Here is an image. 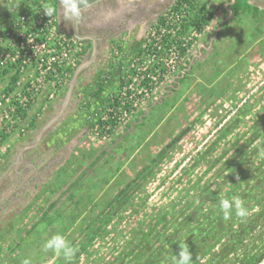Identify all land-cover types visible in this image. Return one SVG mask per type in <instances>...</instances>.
<instances>
[{
	"label": "rangeland",
	"instance_id": "rangeland-1",
	"mask_svg": "<svg viewBox=\"0 0 264 264\" xmlns=\"http://www.w3.org/2000/svg\"><path fill=\"white\" fill-rule=\"evenodd\" d=\"M14 1L0 0V15L7 12L12 14ZM46 1L45 5H51ZM175 2L105 0L84 10V16L94 18L93 28L97 29L100 28L96 27L100 18L108 22L125 11L142 7L151 9L154 14L146 29L133 25L102 38L99 59L83 72L78 85L83 77L85 85L95 87L97 76L107 70L112 73L110 88L117 90L119 78L117 76L118 80L111 81V77L115 78L112 75L116 72L114 67L117 62L122 63L124 59L116 56L113 59L112 47L124 44V54H134L131 47L141 45L149 26L167 13ZM199 2L213 14L216 10H223V7L225 9L218 0ZM5 25V21L0 23V36ZM207 30L197 39L184 61V67L177 70L176 75L185 74V68L194 58L198 43L205 38ZM100 33L104 35L102 30ZM85 48H89L88 43ZM106 58L109 63L103 64L102 60ZM261 70L264 71V65ZM190 78L188 85L181 84L191 87V81L195 82L196 78ZM171 80L168 79L152 98H157ZM6 81L0 79V92L6 86ZM260 82L262 79L258 83L256 81L251 89L258 87V84L264 86ZM242 87L246 89L248 86L244 83ZM67 89L44 113L36 129L32 127L31 139L21 140L22 136L15 132L0 151V264L8 262V252L24 238L27 242L22 246L25 259L34 262L44 251L42 245L47 236L43 235L33 242L37 230L39 232V229H34L35 226L46 220L43 212L46 205L39 201L41 192L34 197H29V192L22 195L23 181L14 172L15 165L8 169L19 155L21 146L35 139L43 124L58 111ZM258 91L259 88L256 91L252 89L237 98L224 95L200 110L199 105L192 101L191 105L197 111L193 124L186 130L175 132L169 147L165 145L158 154L155 153L156 157L153 155L156 159L151 158L148 171L139 177L138 188L132 185L131 191H125L121 196L118 191L111 192L114 196L111 197L110 206L100 201L90 206L89 200L72 207L73 217L79 220L73 222V230L65 235L76 249L71 264H172V256L180 250L178 242L188 244L194 264H264V113L239 120L237 125L225 130L228 122L240 114L244 104ZM55 126L47 135L54 131ZM41 145L34 149L39 150ZM233 195L241 196L246 202L249 215L244 220L233 214L225 221L219 211V200ZM65 209L60 206L56 212ZM53 216L47 217L52 219ZM50 219L47 218V221ZM64 225L67 226L68 221H64ZM20 250L17 248L13 256L18 257ZM56 258L58 256L52 252L39 264H55ZM258 258H261L260 261Z\"/></svg>",
	"mask_w": 264,
	"mask_h": 264
},
{
	"label": "crops",
	"instance_id": "crops-1",
	"mask_svg": "<svg viewBox=\"0 0 264 264\" xmlns=\"http://www.w3.org/2000/svg\"><path fill=\"white\" fill-rule=\"evenodd\" d=\"M218 1L223 6L227 2ZM244 3L251 7L239 6L223 25L226 10L224 7L216 10L185 74L176 75L157 98H152L109 139L95 138L91 127L94 114L106 107L116 88H110L108 81L104 91L94 95L96 84L88 87L82 77L72 105L57 122L54 131L43 139L41 146L44 148L26 151L22 161L26 163L25 167L20 164L14 168L23 181L22 195L29 192V197H34L41 192L39 201L46 205L43 210L45 223H55L58 218L76 223L79 219L73 217L71 209L80 202L90 200L91 206L100 201L110 206L114 196L111 192L118 191L121 196L125 191H131L132 185L138 188L139 177L148 171V165L159 150L165 145L169 147L175 132L193 124L197 111L191 105L192 101L200 110L224 95L237 98L259 88L258 94L244 104L240 114L228 122L225 130L237 125L239 120L264 113V86L258 84L251 89L261 79L260 83L264 84V71L261 70L264 65V0H245ZM138 47L133 45L131 51L135 53ZM102 61L109 63L107 58ZM114 70L112 76L115 78L111 77V81L119 78L118 67ZM193 76L196 79L191 81V87H184ZM244 83L248 86L246 89L242 87ZM42 119L36 120L35 125ZM31 133L20 139H31ZM125 200L127 202V197ZM60 206L66 209L56 212ZM46 207H50L49 211ZM49 215L54 216L50 219ZM52 227L55 228V224Z\"/></svg>",
	"mask_w": 264,
	"mask_h": 264
},
{
	"label": "built area",
	"instance_id": "built-area-1",
	"mask_svg": "<svg viewBox=\"0 0 264 264\" xmlns=\"http://www.w3.org/2000/svg\"><path fill=\"white\" fill-rule=\"evenodd\" d=\"M18 1L13 2V12L4 20L0 36V72L11 71L4 77L6 86L0 92V133L10 136L15 132L26 136L32 131V124L66 92L75 69L90 51L85 48L86 41L61 28L56 14H46L49 8L45 1L42 5L35 0L17 5ZM186 17V4L170 9L162 19L158 17L134 54L125 55L124 44L112 47L113 59L124 60L116 64L120 71L117 90L110 94L106 107L93 116L95 138L109 139L184 67L186 57L207 28L201 24L186 26ZM9 84L12 89L7 88ZM5 142L0 138V151Z\"/></svg>",
	"mask_w": 264,
	"mask_h": 264
},
{
	"label": "trees",
	"instance_id": "trees-1",
	"mask_svg": "<svg viewBox=\"0 0 264 264\" xmlns=\"http://www.w3.org/2000/svg\"><path fill=\"white\" fill-rule=\"evenodd\" d=\"M28 0H19L17 2V5H20L24 2H26ZM41 1H45V0H35V4H41ZM245 0H236V2L232 5L233 10H237V8L239 6H244L245 8L251 7L250 4L248 3H244ZM46 2H51V5L49 4L46 5L47 8L51 9V11L54 14H57V4H58V0H47ZM186 4L187 5V17L185 18V20H188V22L186 23V26H192L195 24H201V25H208L209 22L212 20L214 14L213 11L209 10L208 8L201 6L199 0H176L175 4L171 7V9L173 10H178L180 9V7ZM9 16V13H2L0 15V23L2 24V22ZM162 19V17L160 18ZM189 19L191 21H189ZM89 44V48H92V43L91 41H86ZM107 70H104V72H102L101 74H99L97 76V81H96V88L94 91V95H99L100 93H102L104 91V89L106 88L108 81L110 80L107 77H104V74L111 75V72H106ZM11 71L10 70H5L4 72H0V79H4V77L9 74ZM17 78V74L13 75L12 80L14 82V80ZM12 81L10 82L11 84L13 83ZM9 84V87H7L8 89H12V86ZM33 126H36L35 123L32 124ZM10 137V135L8 134H4L3 132L0 133V138L3 142L7 141V139ZM0 155H2L0 153ZM50 209V207H49ZM49 209L47 211H49ZM48 213V212H47ZM46 217V216H45ZM62 218V217H61ZM58 218V221L53 223V222H47V223H43V222H39L34 229H39V232L37 230V234L35 235V238L33 239V242H37V240L40 239V237L43 235L47 236L48 238L51 237L53 234L56 233H60L63 235H66L67 231L69 230V228L71 227V225L73 224L74 221H68V225L65 226L64 225V221H66V218L60 219ZM55 224V228L52 227V225ZM52 227V229L50 228ZM56 227H58L56 229ZM26 238L20 240L19 242H17V244H15L13 246V248L10 250V252H8L7 257H8V262L6 264H22V262L25 259V255H24V248H22L23 244L27 243L25 241ZM20 248V254L18 257H14L13 256V252L17 249ZM24 249V250H23ZM44 253V254H43ZM52 252L48 251H42L41 254H39V257L37 258V260H35L34 262L32 260H30L31 264H39L41 262H43L44 258L49 256ZM261 258H258V261H260ZM55 264H68L67 261H65V259L62 256H58V258L55 259ZM254 264H257L256 262Z\"/></svg>",
	"mask_w": 264,
	"mask_h": 264
},
{
	"label": "water",
	"instance_id": "water-1",
	"mask_svg": "<svg viewBox=\"0 0 264 264\" xmlns=\"http://www.w3.org/2000/svg\"><path fill=\"white\" fill-rule=\"evenodd\" d=\"M101 1H103V0H84L83 4H78V0H72V3H76L78 5V12H80L84 9H87L89 7H92L96 4H98ZM58 2H59V4H61L65 7L63 0H58ZM235 2H236V0H230L225 4V10L227 11L228 14H227L226 18L223 20L222 25L233 15L234 10H233L232 5ZM73 22H74L73 29L69 33L73 34L75 37H77L78 39H80L82 41H91L92 42L91 51L89 52L88 56L75 69L74 74L71 78V81L68 85L66 96L63 99L62 104L59 105L58 111L54 115H52L43 124V126L39 130L37 136L35 137V139L31 143L26 144V145L21 147L18 158L12 163V165L10 166L8 171L14 165L19 166L21 164V162L24 160L25 152L38 147L42 143V141L46 137V135L53 129L55 124L57 122L61 121V119L64 117L68 108L70 107V105L72 104V102L74 100L75 90H76L77 84H78L83 72L88 70V68H90L94 64V62H96L99 59L100 38L97 35L92 34V33H81L79 30V26H78V16L75 19H73ZM217 33H216V35H217ZM1 178H2V176L0 177V179Z\"/></svg>",
	"mask_w": 264,
	"mask_h": 264
},
{
	"label": "clouds",
	"instance_id": "clouds-1",
	"mask_svg": "<svg viewBox=\"0 0 264 264\" xmlns=\"http://www.w3.org/2000/svg\"><path fill=\"white\" fill-rule=\"evenodd\" d=\"M65 7L67 8V14L75 19L78 15V5L72 3V0H63ZM84 0H78V4H83ZM47 15H51V9L45 10ZM219 211L223 215L225 221L229 220L233 214L236 217L244 220L249 215V209L246 206V202L239 195H233L230 198H221L219 200ZM179 253L172 256V264H194L192 259V253L189 250V246L186 242L179 243ZM42 248L45 252L51 251L57 256H62L68 264H71L75 255L76 249L65 235L56 233L46 239ZM22 264H31L30 260L25 259Z\"/></svg>",
	"mask_w": 264,
	"mask_h": 264
},
{
	"label": "flooded vegetation",
	"instance_id": "flooded-vegetation-1",
	"mask_svg": "<svg viewBox=\"0 0 264 264\" xmlns=\"http://www.w3.org/2000/svg\"><path fill=\"white\" fill-rule=\"evenodd\" d=\"M105 0L99 2L98 4H101ZM96 4V5H98ZM95 6V5H94ZM93 7V6H92ZM91 8V7H89ZM87 8V9H89ZM84 9V10H87ZM79 12L78 15V26L81 33H92L97 35L100 40L104 37H110V34L118 31H122L125 29H129L133 25L141 26V28L145 27V29L148 27L150 20L153 16V11L149 8H137L136 10L131 11H125L122 14L118 15L117 18L113 20H101V18L97 21L96 27H100L99 29L102 30L103 36L100 33V30L94 27V18L90 15L84 16L83 11ZM57 17L59 24L62 29L66 30L67 32H71L73 29V19L70 15L67 14V8L63 5L57 4ZM92 43V42H91ZM26 163L22 162L20 166L23 168L25 167Z\"/></svg>",
	"mask_w": 264,
	"mask_h": 264
}]
</instances>
